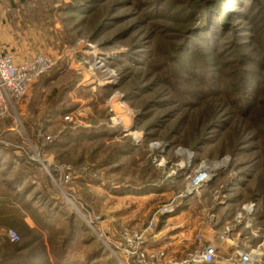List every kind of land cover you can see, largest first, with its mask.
Instances as JSON below:
<instances>
[{
  "label": "rangeland",
  "instance_id": "374dc122",
  "mask_svg": "<svg viewBox=\"0 0 264 264\" xmlns=\"http://www.w3.org/2000/svg\"><path fill=\"white\" fill-rule=\"evenodd\" d=\"M24 3L0 52L56 65L0 120V264H119L106 239L145 230L264 264V0Z\"/></svg>",
  "mask_w": 264,
  "mask_h": 264
},
{
  "label": "built area",
  "instance_id": "2783aa9c",
  "mask_svg": "<svg viewBox=\"0 0 264 264\" xmlns=\"http://www.w3.org/2000/svg\"><path fill=\"white\" fill-rule=\"evenodd\" d=\"M56 65V60L46 54L25 55L19 61L9 50L0 52V120L8 116L13 104L24 100L31 85L40 77L50 72ZM49 139L48 137H46ZM43 165V164H42ZM46 165L49 167V163ZM51 176V174L48 172ZM53 174L63 184L72 180L73 169L68 166L54 165ZM52 180L54 178L51 176ZM211 178V176H209ZM208 177L200 183L207 182ZM55 182V181H54ZM198 185V184H197ZM196 185V186H197ZM194 188V187H193ZM247 211V209H245ZM77 213L81 211L76 209ZM250 212V211H247ZM82 214V213H81ZM153 225H150V228ZM104 238L102 235L99 236ZM16 235L11 233L10 239ZM147 230L142 232L124 231L115 241L106 239V246L116 257L119 264H257L261 255L235 251L225 258L219 259V248L214 242H198V247L179 258L167 257L162 249H149L146 243ZM262 254V251L261 253Z\"/></svg>",
  "mask_w": 264,
  "mask_h": 264
},
{
  "label": "crops",
  "instance_id": "0c3cea01",
  "mask_svg": "<svg viewBox=\"0 0 264 264\" xmlns=\"http://www.w3.org/2000/svg\"><path fill=\"white\" fill-rule=\"evenodd\" d=\"M24 1L25 0H0V13L1 12L4 13V15H0V17L2 20H3V18H5V20L3 22L1 21V23H0V30H2V32L6 31L7 28H8V30L10 29L9 24L7 25V21L9 19L8 14L13 15V12H14L13 10H15V8L17 6H19V7L25 6ZM1 25H2V27H1ZM13 35L10 36L7 34L6 36L4 35L2 37H4L3 38L4 40L6 38L9 41L8 50L13 51L15 59L17 61H19L23 56L28 55L29 50H28V47L26 46L27 43L21 42V44L18 43V45H17V43L14 42L15 40L13 39ZM197 226H201L205 230V233H207V226L205 223L199 224ZM199 229H201V228L199 227ZM205 240H207V239H205ZM174 244H175L174 246H176V248L174 250H172V252H165L167 257H173V258L178 257L179 258V257H181L183 252H185V251L189 252V246H190L189 242L182 241V244H179V242L174 243ZM184 248H185V250H184ZM196 248H197V246L194 249H196ZM162 250H163V248H162Z\"/></svg>",
  "mask_w": 264,
  "mask_h": 264
},
{
  "label": "bare ground",
  "instance_id": "6f19581e",
  "mask_svg": "<svg viewBox=\"0 0 264 264\" xmlns=\"http://www.w3.org/2000/svg\"><path fill=\"white\" fill-rule=\"evenodd\" d=\"M224 163L225 162H223L222 164L221 163L216 164V165L213 164V166L209 167V168L199 167L198 170L196 171V175H195L194 179L192 180V182L189 185V188H193L197 184H199L201 181H204V180H202L204 178V176L209 178L211 169L220 168L223 166Z\"/></svg>",
  "mask_w": 264,
  "mask_h": 264
}]
</instances>
